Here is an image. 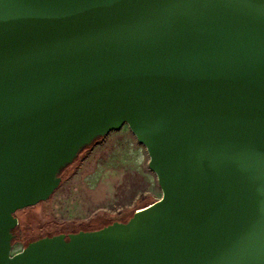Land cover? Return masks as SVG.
Here are the masks:
<instances>
[{
    "label": "water",
    "instance_id": "1",
    "mask_svg": "<svg viewBox=\"0 0 264 264\" xmlns=\"http://www.w3.org/2000/svg\"><path fill=\"white\" fill-rule=\"evenodd\" d=\"M126 124L161 198L13 255ZM0 264H264V0H0Z\"/></svg>",
    "mask_w": 264,
    "mask_h": 264
},
{
    "label": "rangeland",
    "instance_id": "2",
    "mask_svg": "<svg viewBox=\"0 0 264 264\" xmlns=\"http://www.w3.org/2000/svg\"><path fill=\"white\" fill-rule=\"evenodd\" d=\"M150 157L126 124L83 151L63 174L52 197L19 210L18 236L12 254L43 236L95 230L126 221L138 208L162 196Z\"/></svg>",
    "mask_w": 264,
    "mask_h": 264
},
{
    "label": "trees",
    "instance_id": "3",
    "mask_svg": "<svg viewBox=\"0 0 264 264\" xmlns=\"http://www.w3.org/2000/svg\"><path fill=\"white\" fill-rule=\"evenodd\" d=\"M103 140V138H101V139H99L98 141H96L95 143H93V144H91V145H89V146H87V147H85V149L83 150L84 152L85 151H89V150H91L92 149V147L95 145V144H97V143H99V142H101ZM82 151V152H83ZM77 160V159H76ZM76 160L73 162V163H75L76 162ZM72 163V164H73ZM72 164H70V165H68L65 169H63L62 170V172H61V176H62V174L72 165ZM138 209H140V208H138ZM138 209H136V210H138ZM136 210H134L133 211V214H134V212L136 211ZM132 217V216H131ZM126 221H128V220H126ZM126 221H120V222H126ZM113 222H115V221H112V222H108L107 224H104L103 226H101L100 228H98V229H101V228H103V227H105V226H107V225H110V224H112ZM18 227V226H17ZM17 229L18 228H16L14 231H13V234H14V240H13V244L15 243V241L17 240V236H18V231H17ZM98 229H95V230H98ZM81 231V230H80ZM86 231H88V230H86ZM89 231H92V230H89ZM79 232V231H78ZM77 233V232H76ZM59 234H61V233H59ZM55 235H57V234H55ZM43 237H46V236H43ZM43 237H40V238H43ZM40 238H38V239H40ZM38 239H36V240H38ZM36 240H33V241H36ZM32 241H30L29 243H31ZM28 243V244H29ZM27 244V245H28Z\"/></svg>",
    "mask_w": 264,
    "mask_h": 264
}]
</instances>
